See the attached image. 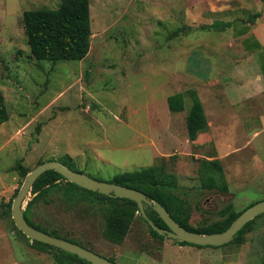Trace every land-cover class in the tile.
Masks as SVG:
<instances>
[{
    "label": "rangeland",
    "instance_id": "374dc122",
    "mask_svg": "<svg viewBox=\"0 0 264 264\" xmlns=\"http://www.w3.org/2000/svg\"><path fill=\"white\" fill-rule=\"evenodd\" d=\"M61 2L0 0V87L10 113L0 125V264H59L58 250L40 249L3 213L25 181L16 169L19 162L30 173L58 160L104 181L155 166L160 177L175 176L180 186L175 193L195 227L222 219L218 211L228 203L242 211L264 200V95L236 106L237 96L226 87L240 75L246 56L227 28H204L255 13V0H91L89 54L82 60H37L23 13ZM205 85L226 88L220 116ZM188 89L203 96L215 127L236 117L249 135L224 142L219 152L206 132L190 141L187 109L173 113L167 102ZM216 157L229 192L202 187L200 161ZM62 186L34 202L32 219L103 257L118 264H227L224 245L197 247L153 237L141 212L126 238L112 242L104 235L105 210L90 198L66 194ZM33 197L31 191L25 209ZM249 230L239 263L231 261L236 249L227 245L230 264H261L264 215Z\"/></svg>",
    "mask_w": 264,
    "mask_h": 264
},
{
    "label": "trees",
    "instance_id": "16d2710c",
    "mask_svg": "<svg viewBox=\"0 0 264 264\" xmlns=\"http://www.w3.org/2000/svg\"><path fill=\"white\" fill-rule=\"evenodd\" d=\"M259 16L260 13H257L254 17L249 18L247 22L252 23L255 21V17ZM22 21L28 38L31 54L37 60L53 62H59L62 60H82L90 52L92 43L91 0H62L60 6L57 8L28 9L24 11ZM231 24H233V22L216 21L211 25L204 26V28L212 27L224 29ZM187 98H189L191 102V107L187 110L186 116L188 137L190 141H195L200 133L209 130V122L205 107L197 90L188 89L185 92L171 94L168 96L167 102L169 110L176 113L187 109L185 106ZM9 119L10 113L6 105L5 96L0 87V125L7 122ZM68 167L72 168L71 166ZM16 169L23 179H25L29 173L26 167L20 162L17 164ZM74 170L82 172L81 170ZM199 170L203 188L229 192V186L224 173V166L220 159L216 157L201 160ZM109 182H114L144 192L150 199L161 202L170 215L180 225L188 230L203 234L217 233L226 230L245 209L255 203L250 204L242 211L235 210L233 204L228 203L218 211L222 219L216 220L207 225L195 227L190 223V213L185 201L175 193V190L180 187L175 176L160 177L155 166H148L139 170L119 173ZM61 185H63L62 188L66 194L90 198L98 203L100 205L99 207L105 210L106 229L104 235L108 240L115 243H121L126 238L137 214L140 213V208L136 201L128 198L116 197L113 194H103L85 189L68 181L63 175L55 170H48L43 173L33 185L32 193L34 197L25 209V217L30 224L52 235L83 246V244L77 240L63 235L57 229L45 228L32 219L31 211L34 202L41 198H46L51 194L54 188L61 187ZM145 208L149 217L158 227H167L166 223L161 219L154 207L146 205ZM3 213L6 216H12L11 205L10 208L4 210ZM263 215L264 214L259 215L258 217ZM255 219L246 224L228 244L247 243V234L251 231L249 228ZM145 221L148 223L146 219ZM148 225L153 237L160 239L166 237V235L160 234L154 230L149 223ZM16 229L18 232L23 233L18 228ZM33 242L40 249L52 248L58 250L59 254L56 255V259L59 264H75L74 260H78L84 264H91L79 256L60 248L36 240ZM177 242L181 245L205 247L184 241ZM110 260L115 261L112 258H110ZM261 264H264V256L261 259Z\"/></svg>",
    "mask_w": 264,
    "mask_h": 264
},
{
    "label": "water",
    "instance_id": "95a60500",
    "mask_svg": "<svg viewBox=\"0 0 264 264\" xmlns=\"http://www.w3.org/2000/svg\"><path fill=\"white\" fill-rule=\"evenodd\" d=\"M55 170L63 175L68 181L75 183L85 189L97 191L103 194H113L134 200L138 203L140 212L148 223L158 233L167 237L201 246H223L230 243L236 234L250 221L264 214V200L255 202L245 209L233 222V224L222 232L199 233L191 231L180 225L159 201L150 199L144 192L120 185L114 182L94 178L85 173L76 171L58 160H48L40 163L33 171L27 174L25 181L15 197L11 215L19 230H21L32 241H39L75 254L91 264H118L100 254L86 248L78 243L52 235L46 231L36 228L25 217V201L31 193L36 180L46 171ZM146 205L154 207L158 215L166 223V228L158 227L146 212Z\"/></svg>",
    "mask_w": 264,
    "mask_h": 264
},
{
    "label": "crops",
    "instance_id": "0c3cea01",
    "mask_svg": "<svg viewBox=\"0 0 264 264\" xmlns=\"http://www.w3.org/2000/svg\"><path fill=\"white\" fill-rule=\"evenodd\" d=\"M255 2L258 6L255 13L248 14L245 17L239 16L237 19L230 21L233 22V24L227 27L232 39L237 43L239 50L246 56L242 61V64L238 67L240 75L235 77L234 79L236 80L230 82L226 87L227 89L233 90V93L237 96L236 98L233 97V102L236 103V106L241 103H246L249 98H255L254 95H264V0H255ZM257 13H260V16L255 17L254 22H247L249 18L254 17ZM249 69H253L254 74L252 73V75H250ZM205 86L208 87L209 85ZM209 87L210 91H205L208 94L206 97H210V99L213 100V109L215 113L220 116V111L225 109L224 100H227L225 97H222L223 94H226V88L222 89L221 85ZM239 89L242 90L240 92L246 93V97L240 96ZM201 100L203 101L209 122V130L206 132L208 136L207 141H214L218 152L224 142L230 143L235 141L237 135L243 136V132H245L246 136L249 135V132L244 128L241 119H236V117H232L233 121L230 124H216L215 127V123L210 120L209 111H211V108L206 106L203 96H201ZM186 105L187 110H189L191 102L187 100ZM202 134L204 133H201L200 135ZM198 138L195 142H198ZM231 147H234V145H231ZM224 246L223 249L226 250L224 262L230 264L228 256H231L233 248V250L236 249V253L233 254L234 259L231 261L239 263L243 252H245L247 243L228 244V246H233L232 248L230 247V249H228L229 247H227V245Z\"/></svg>",
    "mask_w": 264,
    "mask_h": 264
}]
</instances>
